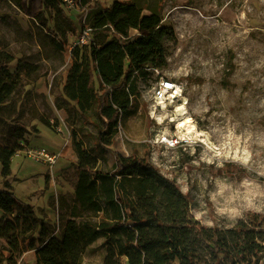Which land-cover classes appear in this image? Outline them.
Returning a JSON list of instances; mask_svg holds the SVG:
<instances>
[{
    "label": "rangeland",
    "instance_id": "374dc122",
    "mask_svg": "<svg viewBox=\"0 0 264 264\" xmlns=\"http://www.w3.org/2000/svg\"><path fill=\"white\" fill-rule=\"evenodd\" d=\"M136 1L143 14L158 8L162 25L172 29L162 39L166 64L148 68L145 78L139 79V108L120 119L106 150L94 151L95 166L110 168L115 153L144 159L175 179L188 195L189 212L207 228L233 227L240 220L246 222L248 213L264 216V0ZM40 9V0H23L22 9L0 0V63L8 60L9 71H17L20 79L0 108V145L21 147L11 158L9 176H1L0 165V189L8 183L16 198L29 204L58 235L64 221L72 218L75 142L92 146L97 131L90 121L98 119L89 110L91 120L84 121L78 105L64 94L74 61L68 46L77 33L67 35L61 48L34 18ZM67 11L80 29L76 0ZM159 77L176 80L182 96L157 113L156 126L151 106ZM179 105L205 140L166 147L154 133L175 131ZM16 124L23 128L16 129ZM41 148L55 155L54 164L37 161L29 153ZM13 215L5 219L13 221ZM75 219L95 221L98 216L90 210ZM10 235H0L4 255L13 247ZM104 255L99 238L86 247L81 264H102ZM13 257L14 264L36 262L28 242H20ZM258 264H264V257Z\"/></svg>",
    "mask_w": 264,
    "mask_h": 264
},
{
    "label": "trees",
    "instance_id": "16d2710c",
    "mask_svg": "<svg viewBox=\"0 0 264 264\" xmlns=\"http://www.w3.org/2000/svg\"><path fill=\"white\" fill-rule=\"evenodd\" d=\"M9 1L22 9L23 0ZM40 2L34 18L63 48L66 36L75 35L77 27L62 0ZM148 9L143 14L136 0L80 1L78 17L92 28L93 42L81 53L78 46L72 49L74 61L64 94L78 105L84 121L91 120V110L98 122L90 121L97 131L92 146L80 147L74 141L78 160L72 218L56 235L5 183L0 189V235L11 234L13 247L0 253V264H14L13 250L20 242L35 250V264H81L86 247L99 238L105 246L102 264H251L252 259L258 264L264 257V216L248 213L246 222L233 227L207 228L189 212L188 195L175 179L144 159L115 153L110 168L94 164V151L106 150L120 119L139 108V79L148 68L166 64L162 39L172 29L162 25L158 8ZM7 61L0 63V108L20 85ZM19 146L0 145L1 176L10 175L11 158ZM90 210L97 220L75 219ZM6 215H13V221Z\"/></svg>",
    "mask_w": 264,
    "mask_h": 264
},
{
    "label": "built area",
    "instance_id": "2783aa9c",
    "mask_svg": "<svg viewBox=\"0 0 264 264\" xmlns=\"http://www.w3.org/2000/svg\"><path fill=\"white\" fill-rule=\"evenodd\" d=\"M67 9L72 5V0H62ZM80 1L76 0L77 8L80 11ZM93 42V31L90 26L85 23V18L81 19V27L75 36V40L68 46L69 50L76 46L83 47L90 45ZM182 96V86L174 79L168 77H159L152 90V109L151 117L155 120L156 126L160 124L157 121V113L166 110L171 104L175 103ZM165 103V107H162V103ZM177 122L174 124L175 131L169 133H162L158 129L154 133V138L166 147H176L183 143L189 142L178 134ZM151 138V137H150ZM31 156L37 161H43L49 165L55 163V155L49 153L46 149L41 148L36 152H29Z\"/></svg>",
    "mask_w": 264,
    "mask_h": 264
},
{
    "label": "bare ground",
    "instance_id": "6f19581e",
    "mask_svg": "<svg viewBox=\"0 0 264 264\" xmlns=\"http://www.w3.org/2000/svg\"><path fill=\"white\" fill-rule=\"evenodd\" d=\"M162 107H165V103H162ZM176 114L177 118L179 119L177 121V130L181 132L183 135L182 137L190 142L205 140V138H202L204 136L203 132L200 131L193 123L192 118L190 117H183L184 114V107L183 106H177L176 107Z\"/></svg>",
    "mask_w": 264,
    "mask_h": 264
},
{
    "label": "crops",
    "instance_id": "0c3cea01",
    "mask_svg": "<svg viewBox=\"0 0 264 264\" xmlns=\"http://www.w3.org/2000/svg\"><path fill=\"white\" fill-rule=\"evenodd\" d=\"M78 31H79V29H77V32L76 33H78Z\"/></svg>",
    "mask_w": 264,
    "mask_h": 264
}]
</instances>
